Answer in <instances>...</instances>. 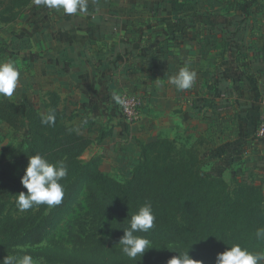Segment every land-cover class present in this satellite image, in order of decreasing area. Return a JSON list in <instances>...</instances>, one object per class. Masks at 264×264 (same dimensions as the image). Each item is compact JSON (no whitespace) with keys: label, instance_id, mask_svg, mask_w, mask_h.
I'll list each match as a JSON object with an SVG mask.
<instances>
[{"label":"crops","instance_id":"crops-1","mask_svg":"<svg viewBox=\"0 0 264 264\" xmlns=\"http://www.w3.org/2000/svg\"><path fill=\"white\" fill-rule=\"evenodd\" d=\"M12 26L16 90L36 107L48 90L61 94L71 124L93 139L84 160L100 155L125 181L141 159L138 141L166 137L199 147L207 172L264 189V0H89L77 15L33 3ZM186 63L197 78L178 90L167 81ZM123 93L143 98L136 123L113 100ZM226 101L229 111L215 110Z\"/></svg>","mask_w":264,"mask_h":264},{"label":"trees","instance_id":"trees-1","mask_svg":"<svg viewBox=\"0 0 264 264\" xmlns=\"http://www.w3.org/2000/svg\"><path fill=\"white\" fill-rule=\"evenodd\" d=\"M32 4L33 0H0V30L18 20ZM172 7L176 11L193 9L186 3H173ZM44 96L46 113L55 110L54 126L41 123L43 113L36 106L0 98V119L26 135L18 157L0 161V260L8 254L27 253L41 264H157L189 249L194 260L215 264L217 254L235 243L263 252L264 242L255 238L256 230L264 227L261 183L237 178L227 181L213 175L204 170L207 160L199 147H186L166 137L138 141L141 159L130 177L119 181L102 169L100 155L82 158L93 139L71 124L61 94L48 90ZM36 153L53 163L65 162V195L58 206L20 211L16 195L27 193L21 177L29 157ZM82 192H86L87 209L73 221L72 249L33 248L67 214L82 207ZM146 202H151L156 220L152 229L137 235L152 241L153 248L140 258L129 259L119 240L131 216Z\"/></svg>","mask_w":264,"mask_h":264},{"label":"clouds","instance_id":"clouds-1","mask_svg":"<svg viewBox=\"0 0 264 264\" xmlns=\"http://www.w3.org/2000/svg\"><path fill=\"white\" fill-rule=\"evenodd\" d=\"M37 6L43 5L49 9L63 10L66 15H77L88 12L89 0H33ZM22 65L11 59L0 60V96L12 97L19 86ZM197 78L196 71L190 69L186 63L177 74L170 76L167 83L174 85L178 90H187L193 87ZM113 100L119 105H125V100L114 94ZM56 113L49 109L41 114V123L54 126ZM68 176V168L63 160L50 162L40 153L31 155L28 160L21 183L27 193L16 195V205L20 211L29 210L35 206L47 205L49 208L61 204L66 185L62 183ZM156 220L151 202L144 203L133 214L129 226L124 229V235L119 240L121 250L129 259L141 257L147 249L153 248L152 241L137 233H146L154 227ZM257 241L264 242V227L255 232ZM189 250V249H188ZM187 251H179L178 255L168 260V264H203V261L194 260ZM264 261V252L250 251L239 243L232 244L227 250L218 253L215 264H260ZM0 264H41V260L31 254H8Z\"/></svg>","mask_w":264,"mask_h":264},{"label":"rangeland","instance_id":"rangeland-1","mask_svg":"<svg viewBox=\"0 0 264 264\" xmlns=\"http://www.w3.org/2000/svg\"><path fill=\"white\" fill-rule=\"evenodd\" d=\"M17 29H14L11 24L4 25L0 30V60L10 59V56L15 53L14 49L11 46L10 34L16 32ZM12 47V48H11ZM16 61L22 62L21 57L17 56ZM3 98V96H0ZM11 98L13 100L19 101L24 105H29L28 102L23 99V93H20L19 90H16ZM39 110L45 114L46 109L44 108V102L41 101L37 106ZM26 135L21 132H15L7 123L0 119V161L7 159H14L19 155V146L24 141ZM86 192H82L79 200L81 201L82 207L77 208L76 212H71L67 214L63 220L53 229H51L45 238V240L36 245L33 248L38 249H50L57 246H64L66 248L72 249V235L71 232L74 231V219L81 212H84L87 209V203L85 200ZM112 242V238H109ZM169 259H162L157 264H168Z\"/></svg>","mask_w":264,"mask_h":264},{"label":"built area","instance_id":"built-area-1","mask_svg":"<svg viewBox=\"0 0 264 264\" xmlns=\"http://www.w3.org/2000/svg\"><path fill=\"white\" fill-rule=\"evenodd\" d=\"M125 100V105H119L121 113L125 117L127 123L133 124L140 120L142 116V108H143V98L141 95L133 94V93H123L120 95ZM225 96V94H223ZM193 105V102H192ZM231 108L230 103L223 102L218 104L217 111L219 113H224L229 111ZM257 137L264 140V114L261 116L259 121V126L257 129Z\"/></svg>","mask_w":264,"mask_h":264}]
</instances>
